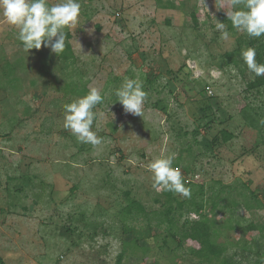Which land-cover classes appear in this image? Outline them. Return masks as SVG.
Returning a JSON list of instances; mask_svg holds the SVG:
<instances>
[{"label":"rangeland","instance_id":"rangeland-1","mask_svg":"<svg viewBox=\"0 0 264 264\" xmlns=\"http://www.w3.org/2000/svg\"><path fill=\"white\" fill-rule=\"evenodd\" d=\"M222 2L80 0L73 33L65 29L74 54L66 60L43 45L25 53L18 30L0 17V264H113L120 242L112 231L103 234L99 222L107 227L116 218L127 203L124 191L148 209L158 208L147 165L179 149L184 179L203 185L205 199L217 182L227 187L217 209L208 204L204 213L230 225L219 239H228L229 254L242 264L253 262L259 235L242 228L264 223V117L252 112L264 109V87L247 89L254 74L241 49L252 47L251 38L224 20L227 7L217 9ZM215 19L227 25L228 39L215 30ZM125 76L143 81L148 95L142 116L126 114L116 101ZM83 84L100 88L103 96L93 124L103 143L95 147L78 143L63 127V105L82 96L75 91ZM222 129L234 137L210 149L208 142ZM104 178L113 193L101 187ZM75 185L79 190L71 194ZM70 211H86L98 226L67 231ZM180 217L192 219L187 212ZM117 222L123 225L121 217ZM157 242H147L152 249L141 262L130 257L128 263L200 264L186 249L194 242L174 257L166 249L160 257Z\"/></svg>","mask_w":264,"mask_h":264},{"label":"trees","instance_id":"trees-1","mask_svg":"<svg viewBox=\"0 0 264 264\" xmlns=\"http://www.w3.org/2000/svg\"><path fill=\"white\" fill-rule=\"evenodd\" d=\"M193 21L196 23L197 18L196 15L192 13ZM227 22V17L224 19ZM231 23V22H230ZM70 34L67 32L66 39V47L64 52L59 56L62 59H73L74 54L71 49V45L68 42ZM250 43L252 47L256 49L257 55L256 59L259 63H264V36L260 38H251ZM170 73L173 75V79L177 81L179 78V73L171 70ZM254 77V76H253ZM264 87V76L252 78L247 83V89L250 90H258L259 88ZM88 88L83 84L81 88L75 91L78 95H84L87 92ZM179 102V101H178ZM177 102V103H178ZM178 105H182L180 102ZM209 105V104H208ZM165 110V107H163ZM200 114L205 115L206 107H200ZM252 112L254 115H257L261 120L264 117V109L259 110V108H253ZM209 127V124H207ZM193 132V131H192ZM188 132L185 131L183 135L177 134V138L181 139L182 136L187 135ZM234 137V134L227 130H220L217 135H215L209 142V148L213 149L222 143H226L230 141ZM193 143H196V140H192ZM191 147L188 146V152L191 154ZM252 148V147H251ZM250 148V149H251ZM184 149H179L178 154L176 155V159L174 161V166H180L182 163L183 152ZM195 156L202 155L201 152L192 153ZM141 155H144L141 153ZM195 159V158H194ZM184 165V169L186 172L192 171L191 164ZM194 161V160H193ZM35 177V176H33ZM104 185L101 187L109 191V193L114 192V185H109V180L104 178ZM219 187L213 190L208 198H204V186L200 184H193L191 181H188L187 187H190L194 191L191 194V198H181L172 192H157L153 196V202L158 206L156 209H148V207L144 204L143 201L136 198L132 195V192L124 191L122 192V196L127 200V203L123 205L118 213L114 214L116 218L112 219L110 224H106L107 227L104 226V222H99L100 227L98 229L102 230V233L108 235V233L114 232V238L118 239L120 242V250L117 252L115 256V260L113 264H129L128 259L130 257H135V260L141 262L145 257H147L149 251L152 249L148 245V241L153 239H159L160 242L156 244V248L158 249L159 256L164 257V250L166 249L169 254L173 257L179 255L178 250L186 247V243L194 242L195 245H191L186 247L187 251L197 260L200 264H242L233 258L231 254H229V241L226 239L225 241H220L219 239L223 236V229L228 228L229 224H218L214 217L208 216L204 213V210L211 204L213 209H217L219 206V201L222 200L223 196L221 195L223 191L227 188L223 186L220 182H217ZM106 187V188H105ZM213 187V186H211ZM20 189V188H19ZM213 189V188H211ZM77 186H72L70 188L71 194H74L77 191ZM21 192V189L18 192ZM254 190L251 191L253 196ZM36 194V192H33ZM39 197V196H35ZM255 199L259 201L256 197ZM210 201V203H208ZM37 203V200H34ZM261 206V203L258 202ZM232 204V203H231ZM226 207H230L227 203ZM247 209L253 210L258 207L248 206ZM86 212V211H85ZM84 211L69 213V227L65 229L67 231L73 232V229L78 227L79 224L81 226H86L91 223L94 225L96 223L95 219H90L88 215H86ZM187 212L192 216V219L188 218L182 219L180 217L182 214ZM194 214V217H193ZM121 217L123 221V225H119L117 218ZM95 218V217H94ZM117 225L121 228L119 235L115 232ZM229 225V226H228ZM93 231L95 233L96 230ZM153 229H159L161 231L157 232L159 235L153 234ZM247 232L255 231L258 233V241L261 243V248L257 249L253 254L255 258L251 264H263L264 263V223L259 222L255 223L253 221L248 222L242 228ZM118 231V230H116ZM130 235V239H126L124 236ZM170 247V248H169ZM246 249H250L247 248ZM157 253V254H158ZM172 259V258H171ZM138 262V263H139Z\"/></svg>","mask_w":264,"mask_h":264},{"label":"clouds","instance_id":"clouds-1","mask_svg":"<svg viewBox=\"0 0 264 264\" xmlns=\"http://www.w3.org/2000/svg\"><path fill=\"white\" fill-rule=\"evenodd\" d=\"M217 9L225 10L227 20L238 32L250 38L264 36V0H223ZM80 13V0H55L54 3L50 0H0V17L4 23L18 30L17 39L22 42L25 53L33 48L39 50L43 45L59 57L66 47L65 29L70 28L73 33ZM214 28L222 39H228L229 32L224 22L216 20ZM207 35L211 38L212 33L208 32ZM256 55L254 47L241 49V57L248 71L254 74L253 78L264 76V63H259ZM231 71L238 74L236 68ZM147 95L142 80L127 76L115 90L116 101L120 102L125 113L138 116L143 115ZM102 102L101 89L89 86L84 95L63 105V127L71 132L78 143L94 147L103 143V137L98 134L100 127L97 125L93 128L97 116L94 109ZM175 159L174 152L152 157L147 165L152 187L158 193L172 192L190 199L192 190L186 186L188 182L180 167L174 166Z\"/></svg>","mask_w":264,"mask_h":264}]
</instances>
